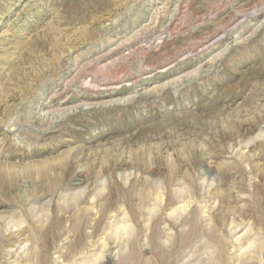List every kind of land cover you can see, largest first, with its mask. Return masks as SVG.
I'll return each instance as SVG.
<instances>
[{
	"label": "rangeland",
	"instance_id": "1",
	"mask_svg": "<svg viewBox=\"0 0 264 264\" xmlns=\"http://www.w3.org/2000/svg\"><path fill=\"white\" fill-rule=\"evenodd\" d=\"M0 264H264V0H0Z\"/></svg>",
	"mask_w": 264,
	"mask_h": 264
},
{
	"label": "bare ground",
	"instance_id": "2",
	"mask_svg": "<svg viewBox=\"0 0 264 264\" xmlns=\"http://www.w3.org/2000/svg\"><path fill=\"white\" fill-rule=\"evenodd\" d=\"M181 8V7H180Z\"/></svg>",
	"mask_w": 264,
	"mask_h": 264
}]
</instances>
